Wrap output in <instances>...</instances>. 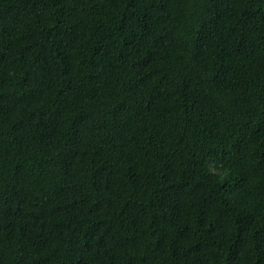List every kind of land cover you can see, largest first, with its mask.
<instances>
[{
    "label": "trees",
    "instance_id": "obj_1",
    "mask_svg": "<svg viewBox=\"0 0 264 264\" xmlns=\"http://www.w3.org/2000/svg\"><path fill=\"white\" fill-rule=\"evenodd\" d=\"M0 264H264V0H0Z\"/></svg>",
    "mask_w": 264,
    "mask_h": 264
}]
</instances>
